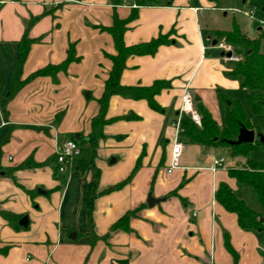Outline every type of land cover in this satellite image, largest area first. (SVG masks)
Segmentation results:
<instances>
[{"label": "crops", "instance_id": "0c3cea01", "mask_svg": "<svg viewBox=\"0 0 264 264\" xmlns=\"http://www.w3.org/2000/svg\"><path fill=\"white\" fill-rule=\"evenodd\" d=\"M122 1L116 6L112 0H0V74L5 90L19 42L32 19L36 20L28 36L40 42L29 51L23 78L63 63L71 45L78 57L56 77L31 80L9 102L7 120L0 108V144L10 128L9 142L1 148V165L15 170L14 177L0 175V211L29 221L25 229L16 230L0 215V264H235L228 245L238 254L237 264H264V233L242 230L237 216L215 200L220 184L226 183L264 218L253 189L229 175V170L246 168L249 162L231 156L227 148L191 145L177 136L175 126L185 91L192 95L196 110L198 102L221 129L234 103L227 98L247 92L241 80L231 76L236 63L227 61L213 45L223 40L212 31L228 29L213 12L230 6L222 0L218 4L156 0V5L139 7L137 0ZM133 9L137 18L124 34L127 46L160 36L170 42L155 55L130 57L121 84L148 87L170 81L171 88L156 97L163 112L153 111L145 100L118 95L110 99L108 119L130 114L139 119H119L98 128L99 191L130 177L137 164L139 169L123 189L97 198L96 234L107 235L125 213L146 207L131 219V232H110L107 240L92 247L85 194L95 180L94 167L82 173L76 168L77 159L70 171L59 174L55 152L65 142H79L91 134L112 69L107 55L116 54L112 36L100 27L111 26L115 13L128 18ZM177 140L183 144L180 167L169 174ZM103 157L114 166L108 173ZM30 158L42 166L20 169ZM221 158L223 167L212 171L214 160ZM183 183L178 194L185 202L171 195ZM55 187L61 190L53 193ZM150 195L163 200L151 208Z\"/></svg>", "mask_w": 264, "mask_h": 264}, {"label": "trees", "instance_id": "16d2710c", "mask_svg": "<svg viewBox=\"0 0 264 264\" xmlns=\"http://www.w3.org/2000/svg\"><path fill=\"white\" fill-rule=\"evenodd\" d=\"M116 6L123 4L122 0H112ZM212 3L218 4L220 0H209ZM137 7L156 5V0H137ZM264 6V0H261ZM137 18V9H133L131 15L126 19H121L114 14L113 24L109 27H100L104 32H108L115 43L116 54L107 55V58L112 62V69L109 73L108 79L105 82V87L101 98L98 100L99 112L92 119V132L87 139L81 140L77 143L82 147L88 145V152L85 157L77 160L76 168L84 173L89 167L95 169V180L88 188L85 194V203L87 210V223L89 227V236L92 238L91 246L99 240H107L110 232L122 230L124 232H131V219L137 216V213L146 207L142 205L135 210L125 213L109 230L105 236H98L95 232L94 211L95 202L98 197L106 195L115 191L123 189L129 184L136 172L139 169L137 164L132 175L127 179L117 183L116 185L99 191L100 171L95 166L98 150V128L107 124H111L119 119L134 120L139 119L136 115L130 114L125 117L108 119L107 111L109 108L110 99L113 96H121L132 100H145L149 107L156 112H163V108L159 105L156 97L163 91L171 88L170 81H156L148 87L141 86H124L121 84V76L126 69L127 60L132 56H152L155 55L158 49L168 44L170 41L167 36H160L149 42L142 44L127 46L124 41V34L127 31L128 25ZM32 19L28 22L26 33L19 42V55L14 60L11 78L7 89L5 90V80L0 74V108L2 114L7 120L8 118V104L15 98V96L31 81L39 77H56V75L63 71L65 72L72 62L78 60L75 55L74 47L71 45L66 60L59 65H49L32 73L29 77L23 78L24 63L29 55V51L33 44L40 42V39H32L28 36V30L35 22ZM217 39L233 45L235 53L240 57V61L235 64V69L231 76L241 80L242 87L247 90L248 100L255 115H262L264 117V35L261 34L257 38H250L241 27L234 22L230 30H215L212 31ZM228 108L225 123L226 127L221 129L216 121L213 119L211 113L200 103L197 102L196 107L201 116V126H198L188 116L182 115L180 126L182 132L180 137L183 141L191 145H199L204 148H227L229 154L233 157L240 155H247L251 151H259L263 146L259 141L254 144H240L230 145L229 141L236 140L242 126L248 129H258L257 122H251L246 118V115L237 102L231 103ZM10 128L0 144V175H8L14 177V169H6L1 165L2 151L1 148L9 142ZM48 163V162H47ZM56 163V160H55ZM42 166L37 164L32 158L27 160L20 166V169H29ZM229 175L236 179L240 185L248 186L254 190L259 202L264 207V163H257L250 161L246 168L229 170ZM156 177H154L155 180ZM180 187L171 192V195L178 196L182 202H185L179 194ZM31 195L32 193L29 192ZM215 200L218 204L223 206L228 212L237 216L238 224L244 231H257L264 233V221H260L263 217L260 213L250 208L244 200L240 199L228 184H220L215 193ZM0 215L16 230L25 229L26 227L20 224L23 216L17 215L7 211H0ZM6 248L1 250L6 253ZM228 250L232 254L237 264L238 254L228 245Z\"/></svg>", "mask_w": 264, "mask_h": 264}, {"label": "rangeland", "instance_id": "374dc122", "mask_svg": "<svg viewBox=\"0 0 264 264\" xmlns=\"http://www.w3.org/2000/svg\"><path fill=\"white\" fill-rule=\"evenodd\" d=\"M223 1V2H222ZM221 2L224 3L226 6H230L229 9L222 10L221 7H219L217 10L213 12L214 15H217L218 18L223 22V26H227L230 30L232 28V25L234 22H236L241 29L248 33L252 37H259L261 34L264 35V26L259 23V21L264 20V6L261 2V0H246L245 3H243L244 0H222ZM223 4H220L222 6ZM253 11L255 15V21H253L250 17L245 15L244 11ZM224 13H228V16L225 17ZM223 28V27H220ZM259 28H263V31H258ZM264 44V40H263ZM229 101L237 102L242 107L246 118L248 120H252V122H257L258 130L263 133L264 132V124H263V116L262 115H255L251 105L248 100L247 92H244L243 90L240 93H236L234 95H231L227 98ZM217 149V148H216ZM88 150L82 148V156L85 157L87 155ZM106 155V153H105ZM246 162L254 161L257 163H264V146L260 148L259 151H251L247 155L243 156L240 155ZM98 157V155H97ZM114 158V157H113ZM97 160V158H96ZM96 160H95V166L96 168ZM104 162L107 164V167L104 168V171L108 173L111 171L114 166H109L108 157H103ZM73 167H70L68 171H70ZM99 169V168H98ZM95 170V169H94ZM67 171V172H68ZM57 172V168H56ZM66 172V173H67ZM101 175V172H100ZM61 187H55L53 189V193L60 191ZM254 193V190H252ZM255 194V193H254ZM258 201V200H257ZM263 207V206H261ZM251 208V207H250ZM253 209V208H252ZM264 209V208H263ZM256 211V210H255Z\"/></svg>", "mask_w": 264, "mask_h": 264}, {"label": "built area", "instance_id": "2783aa9c", "mask_svg": "<svg viewBox=\"0 0 264 264\" xmlns=\"http://www.w3.org/2000/svg\"><path fill=\"white\" fill-rule=\"evenodd\" d=\"M245 15L250 17L253 21H255V15L254 12L251 10L250 12L244 11ZM261 25L264 26V20L259 21ZM215 48L219 49L223 52L224 58L227 61L237 63L241 59L239 56L235 53V47L233 45L227 44L225 42H218V44L215 46ZM228 54H231V56H228ZM182 115L188 116L192 121H194L198 126H201V116L199 112L194 107V100L192 95L185 91L184 96L182 98V107L179 114V117L177 118V121L175 122V126L177 129V136L180 137V134L182 132L181 126H180V120ZM183 153V144L179 142L178 140L174 143L171 158H170V164L168 167V173L172 174L175 170H177L180 167V158ZM82 156V149L79 143H77L74 140H69L65 142L63 145L58 146L55 152V159H56V165H57V172L59 174H64L68 171L70 167H72L77 159H79ZM224 159H215L212 166V171H216L218 168L223 167Z\"/></svg>", "mask_w": 264, "mask_h": 264}, {"label": "water", "instance_id": "95a60500", "mask_svg": "<svg viewBox=\"0 0 264 264\" xmlns=\"http://www.w3.org/2000/svg\"><path fill=\"white\" fill-rule=\"evenodd\" d=\"M218 41L215 40L213 45L216 46ZM231 56V54H228ZM79 141V140H78ZM256 141H259L264 146V134L257 132L255 129H248L245 126H242L239 135L236 140L229 141L230 145H240V144H254ZM163 199H155L151 195L147 199V204L149 207H154L156 204L160 203ZM260 221H264L262 217ZM20 224L24 227H27L29 224L28 218L23 217Z\"/></svg>", "mask_w": 264, "mask_h": 264}]
</instances>
